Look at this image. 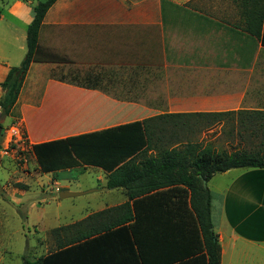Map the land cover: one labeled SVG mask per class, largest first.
<instances>
[{
  "label": "crops",
  "instance_id": "obj_1",
  "mask_svg": "<svg viewBox=\"0 0 264 264\" xmlns=\"http://www.w3.org/2000/svg\"><path fill=\"white\" fill-rule=\"evenodd\" d=\"M37 2L0 0V83L25 55ZM246 9L254 12L255 1ZM243 11L242 0H54L6 117L30 148L162 114L264 110V46L244 31ZM95 168L108 198L78 219L47 228L44 252L28 255L30 260L44 255L47 264H205L196 257L194 215L160 206L181 200L180 191L165 193L174 187L166 185L129 198L125 188H108V173ZM131 185L150 186L139 180ZM206 185L219 264H255L256 250H264V168L217 172ZM125 202L130 210L103 212ZM112 218L125 222L106 228ZM59 227L67 228L53 232ZM81 234L89 236L72 242Z\"/></svg>",
  "mask_w": 264,
  "mask_h": 264
},
{
  "label": "trees",
  "instance_id": "obj_2",
  "mask_svg": "<svg viewBox=\"0 0 264 264\" xmlns=\"http://www.w3.org/2000/svg\"><path fill=\"white\" fill-rule=\"evenodd\" d=\"M252 1H255L254 12L246 9L247 4ZM53 2L54 0L39 1L33 6L32 20L26 28L25 55L19 65L8 69L0 83L3 90L0 97L1 116L11 114L27 68L33 60L41 20ZM242 3L244 31L254 35L264 46V0H242ZM233 115L241 130L255 138L254 148L227 152L215 150L209 143L202 145L200 141L188 137V132H192L193 129L190 123H196L200 118L209 120ZM238 133L241 135L243 132ZM172 139L175 140L174 143L169 142ZM148 149H156V154H144ZM30 150L39 170L43 173H56L79 165L99 167L108 173L106 186L125 188L129 198L161 186H174L165 193L180 191L181 200L160 205L162 210L192 213L198 223L197 235L200 239L196 257L202 259L205 264H219L220 246L212 229L211 195L206 182L213 174L231 168H264V110L162 114L142 121L32 143ZM138 155L140 160H137ZM135 180L145 181L150 186L133 189L131 182ZM177 185L183 187L177 188L175 187ZM133 206L136 211L137 204L133 203ZM130 208L131 204L125 202L103 212ZM91 218L92 215L86 220ZM109 220L106 228L122 227L125 222L124 218ZM79 224L80 222H77L69 226ZM67 227L55 228L53 232ZM87 236L89 234H81L74 237L72 242ZM21 259V264H47L44 255L33 260L27 256H22Z\"/></svg>",
  "mask_w": 264,
  "mask_h": 264
},
{
  "label": "rangeland",
  "instance_id": "obj_3",
  "mask_svg": "<svg viewBox=\"0 0 264 264\" xmlns=\"http://www.w3.org/2000/svg\"><path fill=\"white\" fill-rule=\"evenodd\" d=\"M8 119L0 115V264H21L22 256L44 252L41 244L47 228L78 219L85 210L103 203L108 194L98 188L101 171L95 167L79 165L70 170L43 173L25 140L10 142L9 149L2 152L14 120ZM190 124L193 129L188 137L202 145L209 143L215 150L231 152L255 147V138L241 130L234 115L200 118ZM238 131L243 133L240 135ZM65 187L88 192L59 198L58 188ZM263 259L264 250H256L255 264H264Z\"/></svg>",
  "mask_w": 264,
  "mask_h": 264
},
{
  "label": "built area",
  "instance_id": "obj_4",
  "mask_svg": "<svg viewBox=\"0 0 264 264\" xmlns=\"http://www.w3.org/2000/svg\"><path fill=\"white\" fill-rule=\"evenodd\" d=\"M8 130L10 131V135L9 138L6 142V145L2 148V152H6L7 149H9V144L10 142H19V141H23L25 140V135L20 131V129H18V126L15 124H11L8 128Z\"/></svg>",
  "mask_w": 264,
  "mask_h": 264
},
{
  "label": "water",
  "instance_id": "obj_5",
  "mask_svg": "<svg viewBox=\"0 0 264 264\" xmlns=\"http://www.w3.org/2000/svg\"><path fill=\"white\" fill-rule=\"evenodd\" d=\"M0 131H1V126H0ZM203 183L205 184V181H203ZM91 190H89V191H91ZM86 192H88V191H67V190H61V191H59V198L77 196V195H81V194L86 193Z\"/></svg>",
  "mask_w": 264,
  "mask_h": 264
}]
</instances>
